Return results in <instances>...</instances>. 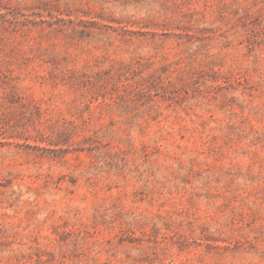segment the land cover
I'll use <instances>...</instances> for the list:
<instances>
[{
	"label": "rangeland",
	"instance_id": "rangeland-1",
	"mask_svg": "<svg viewBox=\"0 0 264 264\" xmlns=\"http://www.w3.org/2000/svg\"><path fill=\"white\" fill-rule=\"evenodd\" d=\"M0 264H264V0H0Z\"/></svg>",
	"mask_w": 264,
	"mask_h": 264
}]
</instances>
